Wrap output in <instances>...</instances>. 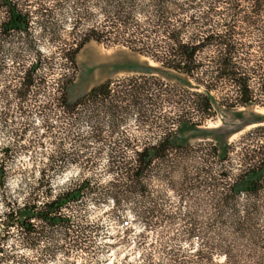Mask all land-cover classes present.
I'll return each instance as SVG.
<instances>
[{
	"label": "trees",
	"instance_id": "1",
	"mask_svg": "<svg viewBox=\"0 0 264 264\" xmlns=\"http://www.w3.org/2000/svg\"><path fill=\"white\" fill-rule=\"evenodd\" d=\"M27 1L0 0V7L6 12L0 16V82L4 81L0 90L3 103L0 119L8 121L14 112L26 118L21 128L14 131L19 139L33 127L28 121L32 112L42 115L45 134L62 131L78 147L87 148L90 139L108 141L124 121V114L141 111L142 103L150 101L153 94L176 102L182 113L184 109L185 113L194 109L208 115L227 84L235 87L233 99L241 105L253 101L252 83L259 84L264 97V0H66L74 2L68 39L60 35L56 8L50 9L46 1L37 0L38 7L33 10ZM62 2L54 0L53 4L57 7ZM34 22L39 27L37 35L32 27ZM48 35L56 48L51 59L57 56L62 59V69L51 80L50 91L46 88L44 69H51L52 64L48 61V67L43 69L46 55L39 48V42ZM91 40L127 46L159 62L167 76L175 81L199 90L189 95L169 90L163 87L165 82L161 78L146 77L152 72L150 67L140 70L139 76L107 78L72 98L77 54ZM21 42L36 48V60L24 69L19 66L5 75V56L10 54L17 62L22 55L12 47L6 53L5 47ZM40 94L48 95V101L32 107L28 100ZM220 97L223 101L226 96ZM14 100H17L16 110L11 107ZM191 119L179 120V127L198 124ZM84 120L90 125L87 135L72 137L73 128ZM172 120L168 116L166 122L172 123ZM106 123L113 127L110 133H104ZM179 127L165 131L152 146L134 150L133 159L121 144L111 147L107 171L112 177L106 182L85 174V170L93 167L89 161L85 165L80 163L83 172L59 191L52 187L53 180L70 166L68 161H47L38 169L35 166L31 170L22 169V175L38 170L37 185L31 186L24 201L16 203L7 200V175L12 170L8 162L18 153L43 144L33 127L32 135L36 137L29 139V145L20 150L12 144L0 148V194L6 203L5 224L19 228L24 236L37 240V244L43 239L54 244L55 232L61 230L66 239L74 232L72 219L66 213L70 206L81 200L111 198L114 202L111 212L116 213L122 203H132L138 208L136 216L146 227L182 219L186 227L178 234L186 240L196 239L198 244L191 255L181 254L185 252L181 246L168 249L162 245V253L169 256L167 261L158 263L148 250L140 254L139 264H264L262 258L249 262L242 257L240 248L245 234L255 245L260 241L264 247V224L256 227L258 211L264 208L261 197L264 154L259 161H168V153L188 147L187 141L177 135ZM121 140L130 147L128 139ZM62 146V141H58L56 156L65 153ZM212 149L216 151L219 147L214 144ZM226 150L218 155L221 160ZM154 177L160 182L166 179L169 187L177 189L181 200L188 197V189L207 191L189 198L187 204L195 208L170 213L161 205L164 196L159 189H151ZM179 181L180 187H177ZM44 184L47 188H40ZM243 196L248 197L244 202ZM76 235L80 237L79 233ZM145 235V231L140 233L137 244L143 243ZM218 256H223L222 262H217Z\"/></svg>",
	"mask_w": 264,
	"mask_h": 264
},
{
	"label": "rangeland",
	"instance_id": "2",
	"mask_svg": "<svg viewBox=\"0 0 264 264\" xmlns=\"http://www.w3.org/2000/svg\"><path fill=\"white\" fill-rule=\"evenodd\" d=\"M44 1L47 2L50 9L56 8L55 19L59 22L60 35L67 38L68 32L72 28L74 2L58 0L63 2L55 7L54 0ZM36 2L37 0L27 1L33 10L38 7ZM4 9L0 7V16L2 17L6 15ZM32 24L34 33L37 35V28L39 27L35 22ZM252 37L254 38V36ZM17 44L5 47L6 53L12 47L13 51L18 50L22 54L21 60L17 62L12 55L7 54L5 56L7 65L4 70L5 75L19 66L24 69L36 60V48L31 43L21 42ZM39 48L44 56L46 55L43 69L48 67V61H51L52 64L51 69H44L47 77L46 88L50 91L52 88L50 87L51 80H55L54 78L59 75L62 69L60 65L62 59L61 56L51 59L56 48L49 40V35L39 42ZM76 59L77 71L76 79L71 88L72 98L78 97L107 78L139 76L141 75L140 70H147L150 67H152V72L148 73L146 77L161 78L162 82H165L163 87L169 90L184 92L186 95L199 90L193 85L175 81L172 76H167L166 70L161 67L159 62L127 46L107 45L91 40L81 48ZM224 86L219 95L230 96V98L225 97V100L221 101V97L218 96L217 101L213 103L214 111L209 112V115L200 110L194 111V109H190L186 113L184 109L182 113L179 111L176 102L171 99H162L158 94H153L150 101L142 103L143 109L141 111L124 114V121L116 127L114 135L109 137L108 141L90 139L87 148L78 147L74 141L67 139L62 131L58 133L55 131L54 135L45 134V129L41 126L42 115L32 112L28 121L35 127L36 134L43 144L35 145V147L20 152L15 158L9 160L8 164L12 170L7 175L9 193L7 200L16 203L24 201L25 197L29 196L31 186L37 185L38 170L26 172L23 175L20 171L33 166L38 169L47 161H68L70 163L66 170L54 177L52 187L55 191H59L79 176L83 172L80 163L85 165L88 161L93 167L85 170V174L106 182L112 177V174L107 171L108 150L111 147L121 144L129 158L133 159L134 150L152 146L160 139V135L165 134V131L176 130L179 127V120L188 118H192L191 121L198 124L182 126L177 131L179 138L187 141L188 147L175 149L168 153V161H259L261 155L264 154V97L261 96L260 86L252 83L251 89L255 95L253 101L245 105H241L239 100L233 99L235 96L233 85ZM3 87L4 81L2 80L0 90ZM47 97L46 94H40L34 100H28V103H32L33 107L35 103L47 102ZM36 99L37 101H35ZM16 105L17 100L11 102L12 109L16 110ZM2 109L3 103L0 99V110ZM57 112L58 115L61 114L59 111ZM168 116L173 117L172 123L166 122ZM25 120L24 116H16V112L8 121L0 119V148L12 144L20 150L22 146L29 145V139L36 137L32 135L33 127L29 128L22 139L14 135V131L21 128ZM112 128L106 123L104 133H110ZM89 130L90 125L84 120L73 128L72 137L82 138L87 135ZM120 138L128 139L131 142L130 147L126 146L124 141L121 142ZM115 140L116 142H114ZM58 141L63 143L62 148L65 153L62 156H56ZM214 144L218 145L219 150L214 151L212 149ZM224 149H227L226 156L224 160H221L218 155ZM155 161L166 160L156 159ZM174 175L177 177L176 174ZM154 178L151 189H159L161 195L164 196V199L160 200L161 205L170 213L174 210L183 211L195 208L187 204L189 198H193L197 194L204 195L207 191L188 189L186 192L188 197L181 200L177 189L169 187L166 179L160 182L156 177ZM177 183V187H180V181ZM40 188L47 187L44 184ZM261 197L264 198V191H262ZM247 199L248 197L243 196V202ZM113 208L114 202L111 198L98 199V201H77L66 211L73 222L72 229L74 232H70V238H64L61 230H59L55 232L54 244L46 242L44 239L37 244V240L24 236L19 228L7 227L5 224L6 203L0 194V248L2 249L0 264H139L140 254L148 250L152 251L155 261L164 263L169 256L162 253V245L168 249L173 246L178 249L181 246V249L185 251L181 254L187 255L193 254L197 249L196 239L186 240L181 234H178L186 227L185 221L182 219L175 218V221L170 224L165 222L146 227L135 214L138 210L136 205L122 203L116 213L111 212ZM117 214L120 219L124 220V223L119 222ZM260 224H264V208L262 207L258 211L256 227L260 228ZM143 231H145L146 237L142 244H137L141 240L140 233ZM77 233L80 234L79 238ZM257 245L250 240L248 234H245L240 243L242 257H245L249 262L264 259V247L261 246L260 241ZM183 256H181L182 259ZM216 259L217 262H222L223 256H218Z\"/></svg>",
	"mask_w": 264,
	"mask_h": 264
}]
</instances>
